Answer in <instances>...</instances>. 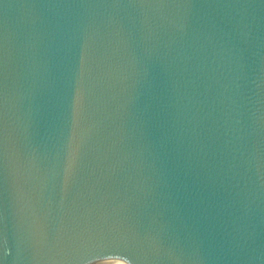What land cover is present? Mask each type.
Wrapping results in <instances>:
<instances>
[{"label":"water","instance_id":"1","mask_svg":"<svg viewBox=\"0 0 264 264\" xmlns=\"http://www.w3.org/2000/svg\"><path fill=\"white\" fill-rule=\"evenodd\" d=\"M0 264H264V0H0Z\"/></svg>","mask_w":264,"mask_h":264},{"label":"snow or ice","instance_id":"2","mask_svg":"<svg viewBox=\"0 0 264 264\" xmlns=\"http://www.w3.org/2000/svg\"><path fill=\"white\" fill-rule=\"evenodd\" d=\"M97 258L99 259V258H101V257H97ZM121 258L124 259V260H129V259H130V258L127 257V256H122Z\"/></svg>","mask_w":264,"mask_h":264}]
</instances>
